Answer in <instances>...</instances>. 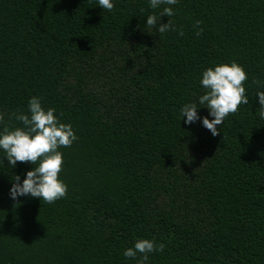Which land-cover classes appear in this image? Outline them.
<instances>
[{
    "label": "trees",
    "instance_id": "16d2710c",
    "mask_svg": "<svg viewBox=\"0 0 264 264\" xmlns=\"http://www.w3.org/2000/svg\"><path fill=\"white\" fill-rule=\"evenodd\" d=\"M112 2L0 0V132L36 96L78 137L59 149L68 193L51 204L10 197L34 165L0 149V264H138L123 253L142 238L165 244L145 264H264V0H179L183 36L148 28L163 6ZM232 61L249 103L214 137L180 109Z\"/></svg>",
    "mask_w": 264,
    "mask_h": 264
},
{
    "label": "clouds",
    "instance_id": "9594fccd",
    "mask_svg": "<svg viewBox=\"0 0 264 264\" xmlns=\"http://www.w3.org/2000/svg\"><path fill=\"white\" fill-rule=\"evenodd\" d=\"M150 7L162 10L156 14L147 16V26L155 29L160 34L169 31H176L180 36L184 35L182 27L177 29L171 17L175 15L174 9L170 6L178 4L179 0H149ZM98 5L104 10L112 11L114 4L112 0H98ZM141 11H144L141 9ZM167 16L166 24L160 23L161 18ZM202 21L197 20L193 28L195 34L200 36L203 28ZM248 79L243 67L237 62L230 64H219L209 67L202 73L200 81L205 89L203 95L198 97V104L209 110V115L201 118L197 109V103H186L180 109L181 117H186V124H193L202 120V125L215 137L220 134L219 128L229 114H235L241 104H248L249 99L246 89L243 86ZM253 83L258 88H264V81L254 79ZM259 97V117L264 119V91H257ZM55 108L42 107L41 98L33 96L28 101V113H13L15 120L22 123V127H15L10 130L4 127L0 132V149L6 153L8 164L15 168L17 162L31 163L32 170L27 171L23 183H20V176L15 175L14 183L10 189V197L16 200L20 196L30 195L39 198L46 203H54L59 199L67 197L68 186L61 179L59 174L62 171L63 154L61 147H71L78 137L71 124L62 123L54 115ZM5 114L0 112V124L4 123ZM165 244H156L154 240L138 239L133 247L127 248L123 255L126 258H137L140 254L138 264H145L149 254L163 251Z\"/></svg>",
    "mask_w": 264,
    "mask_h": 264
}]
</instances>
